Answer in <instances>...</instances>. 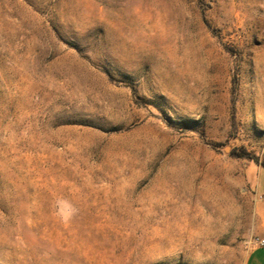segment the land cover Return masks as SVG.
I'll return each mask as SVG.
<instances>
[{"label":"rangeland","instance_id":"1","mask_svg":"<svg viewBox=\"0 0 264 264\" xmlns=\"http://www.w3.org/2000/svg\"><path fill=\"white\" fill-rule=\"evenodd\" d=\"M263 193L264 0H0V264H244Z\"/></svg>","mask_w":264,"mask_h":264},{"label":"crops","instance_id":"2","mask_svg":"<svg viewBox=\"0 0 264 264\" xmlns=\"http://www.w3.org/2000/svg\"><path fill=\"white\" fill-rule=\"evenodd\" d=\"M264 194V193H263ZM258 238H264V226ZM255 238L246 254L244 264H264V244H258Z\"/></svg>","mask_w":264,"mask_h":264},{"label":"clouds","instance_id":"3","mask_svg":"<svg viewBox=\"0 0 264 264\" xmlns=\"http://www.w3.org/2000/svg\"><path fill=\"white\" fill-rule=\"evenodd\" d=\"M56 203V214L63 222H70L78 214V209L67 199L59 198Z\"/></svg>","mask_w":264,"mask_h":264},{"label":"built area","instance_id":"4","mask_svg":"<svg viewBox=\"0 0 264 264\" xmlns=\"http://www.w3.org/2000/svg\"><path fill=\"white\" fill-rule=\"evenodd\" d=\"M256 241L258 244H264V238H257Z\"/></svg>","mask_w":264,"mask_h":264}]
</instances>
